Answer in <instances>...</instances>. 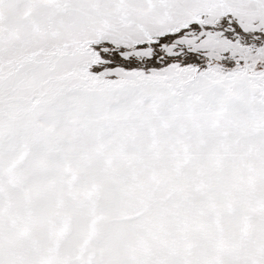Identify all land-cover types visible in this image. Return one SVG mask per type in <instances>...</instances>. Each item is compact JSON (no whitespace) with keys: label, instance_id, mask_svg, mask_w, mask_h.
Here are the masks:
<instances>
[{"label":"snow or ice","instance_id":"6c2138e0","mask_svg":"<svg viewBox=\"0 0 264 264\" xmlns=\"http://www.w3.org/2000/svg\"><path fill=\"white\" fill-rule=\"evenodd\" d=\"M0 264H264V0H0Z\"/></svg>","mask_w":264,"mask_h":264}]
</instances>
